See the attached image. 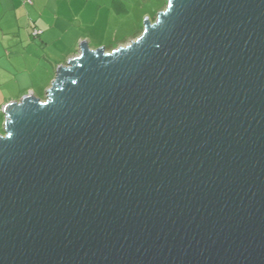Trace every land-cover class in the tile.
Segmentation results:
<instances>
[{
	"label": "water",
	"instance_id": "obj_1",
	"mask_svg": "<svg viewBox=\"0 0 264 264\" xmlns=\"http://www.w3.org/2000/svg\"><path fill=\"white\" fill-rule=\"evenodd\" d=\"M7 104L0 264H264V0H168Z\"/></svg>",
	"mask_w": 264,
	"mask_h": 264
},
{
	"label": "crops",
	"instance_id": "obj_2",
	"mask_svg": "<svg viewBox=\"0 0 264 264\" xmlns=\"http://www.w3.org/2000/svg\"><path fill=\"white\" fill-rule=\"evenodd\" d=\"M126 12L117 10L114 0H0V107L11 101L7 92L15 88H8L11 71L24 73L31 93L48 91L57 68L78 54L80 44L102 47L113 18ZM0 117L4 122L2 112Z\"/></svg>",
	"mask_w": 264,
	"mask_h": 264
},
{
	"label": "rangeland",
	"instance_id": "obj_3",
	"mask_svg": "<svg viewBox=\"0 0 264 264\" xmlns=\"http://www.w3.org/2000/svg\"><path fill=\"white\" fill-rule=\"evenodd\" d=\"M121 1L123 4H125L127 12L113 18L111 26L109 27V37H107L106 41H104V45L102 46L106 48V51H114L119 47H126L127 45L131 44V42L135 41L143 33L145 20L149 19L152 23L155 22L157 20L158 14L166 10L168 6V0ZM119 40H121V42H118ZM43 62L46 66H49L50 70L53 71V66L48 59H43ZM38 67L39 66H36V68ZM8 77V88H15H12V92H7L8 98H11V101L6 103V105L14 103V101H21L25 96L31 94L32 91L27 89L29 86H26L27 80L24 76V73L19 74V72L15 69V71H11ZM17 77H20L18 82L15 81ZM46 91V89L33 90L37 98L44 96ZM4 107L5 105L0 107V112H2ZM3 134L4 122L2 121L1 123L0 117V135Z\"/></svg>",
	"mask_w": 264,
	"mask_h": 264
},
{
	"label": "trees",
	"instance_id": "obj_4",
	"mask_svg": "<svg viewBox=\"0 0 264 264\" xmlns=\"http://www.w3.org/2000/svg\"><path fill=\"white\" fill-rule=\"evenodd\" d=\"M114 1H115V6H116L117 10H119L121 12H125L126 11L125 5L123 4V2L121 0H114ZM118 42H121V40H119Z\"/></svg>",
	"mask_w": 264,
	"mask_h": 264
},
{
	"label": "built area",
	"instance_id": "obj_5",
	"mask_svg": "<svg viewBox=\"0 0 264 264\" xmlns=\"http://www.w3.org/2000/svg\"><path fill=\"white\" fill-rule=\"evenodd\" d=\"M39 34H40L39 31L34 32V36H38Z\"/></svg>",
	"mask_w": 264,
	"mask_h": 264
},
{
	"label": "clouds",
	"instance_id": "obj_6",
	"mask_svg": "<svg viewBox=\"0 0 264 264\" xmlns=\"http://www.w3.org/2000/svg\"><path fill=\"white\" fill-rule=\"evenodd\" d=\"M3 114V113H2ZM4 123H5V120H4Z\"/></svg>",
	"mask_w": 264,
	"mask_h": 264
}]
</instances>
